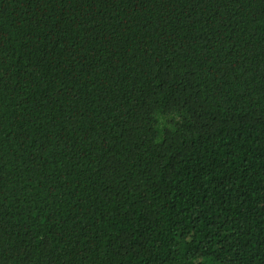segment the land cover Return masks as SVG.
<instances>
[{
    "label": "trees",
    "instance_id": "1",
    "mask_svg": "<svg viewBox=\"0 0 264 264\" xmlns=\"http://www.w3.org/2000/svg\"><path fill=\"white\" fill-rule=\"evenodd\" d=\"M0 264H264V0H0Z\"/></svg>",
    "mask_w": 264,
    "mask_h": 264
}]
</instances>
